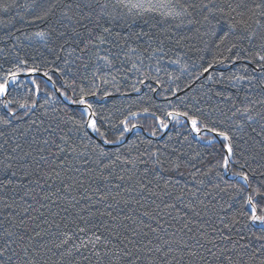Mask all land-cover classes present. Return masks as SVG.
<instances>
[{"label":"snow or ice","instance_id":"1","mask_svg":"<svg viewBox=\"0 0 264 264\" xmlns=\"http://www.w3.org/2000/svg\"><path fill=\"white\" fill-rule=\"evenodd\" d=\"M127 16L178 21L191 35L175 43L191 40L188 51L209 58L181 65L183 89L143 61L125 70L129 40L147 37L158 53L165 42L123 35ZM0 29L13 50L35 42L52 57L37 64L16 51L15 70L0 77V264H264V0H0ZM44 64L53 91L43 103L35 78L23 102L9 98L22 72ZM212 96L219 103L205 112L201 98ZM145 97L150 106L133 111ZM141 118L152 121L147 138Z\"/></svg>","mask_w":264,"mask_h":264},{"label":"trees","instance_id":"2","mask_svg":"<svg viewBox=\"0 0 264 264\" xmlns=\"http://www.w3.org/2000/svg\"><path fill=\"white\" fill-rule=\"evenodd\" d=\"M18 3L23 4L25 0H17ZM126 11V10H125ZM175 23H178V21H165L161 19L159 16H143V17H132L127 16L123 21L120 22L117 30L121 31L123 35H127L130 33H139V32H147L150 35L154 37H159L160 39H164V52L158 53L153 52V49L158 47V44L153 42L149 43L147 37H142L139 41L135 40H129L128 45L132 49H136L135 52H131L128 50L127 47L122 48L119 50V55L121 59L125 60V63L123 65L124 69L127 70L128 68L132 67L133 63H136L138 66H140V61H143L142 65V71H151L152 75L158 76L162 81L165 82L166 86L168 87H175L174 84H168L169 75L172 77H179V80L176 81V83H179L181 88L183 89L184 84L188 82L189 76L188 72L182 71L181 65L187 63L191 65L192 61H196L197 64L200 63L199 56L204 55L205 58H209L207 54L205 53H195L194 51L190 52L188 51L187 45L191 44L193 41L186 40L183 42L185 45L184 47L177 45L175 43V40L179 38L180 36H190L187 28H175L173 25ZM16 27H22L20 23L16 24ZM171 28V31H168V29ZM26 30L31 31L35 30V27L26 28ZM4 30L0 29V33H2ZM165 36L171 37V39H165ZM27 43V42H25ZM0 47H3L5 50L4 52H0V77H2L7 71L9 70H15L14 64L16 62L15 59V52L19 51L20 56L24 57L25 54H27L29 57L35 58V63L42 64L43 61L51 60V54H49L46 50H44L42 47H39L35 42L32 43L31 47H24V48H17L16 50H13L8 44L0 43ZM113 51H117L116 49H113ZM185 53H187V56H185ZM126 54V55H125ZM178 58H181V64H173L171 61H174ZM157 61H159V73L156 72L157 67ZM33 65V60L29 59V66ZM48 67V65L44 64L42 65L40 71L38 73L43 74L44 70ZM189 71H195V69H192L189 67ZM219 71H225L227 74V70L223 66H218L217 68V74ZM28 73L27 71L22 72L21 74ZM52 75L54 80H57L58 86H59V76L58 74L49 73ZM129 79L131 81H135L137 79L138 73L135 71L128 73ZM35 78L37 83L40 85L42 91L40 94V102L43 103L44 101V91L45 87L47 88L48 92H52L53 88L48 84L46 80H44L41 77L34 76L29 78H19L17 80V84L13 85L10 88V91L12 93L11 97L9 98H15L17 100H20L23 102V100L30 96L31 93L28 91L31 88H34V85H32L31 80ZM147 83V82H146ZM202 83V81H201ZM142 92H148L147 87L141 86ZM153 87H156V85L153 82ZM193 87H196L193 85ZM215 87V86H213ZM230 91H233V94L235 95V91L229 89ZM163 91V89H161ZM190 89H185L178 93V96H184L186 95ZM204 91H207V86L205 87ZM193 94H199V89H197L196 93ZM149 95L152 96V102L156 104H164L166 101L163 99L162 96L155 94V93H149ZM167 95V93H165ZM137 99V96L135 93H132L127 98H121L118 94L114 97L110 98L108 101L105 102L103 111L105 114H108L111 111V108L113 105L116 107L126 108V105L128 103H131L132 101H135ZM172 99L174 104L180 103L175 97H170ZM66 103V102H65ZM219 103V98L212 96L211 99H207L206 97L201 98L200 104L198 105L201 107L205 112L210 111L214 106H216ZM186 104H194L191 99H189L187 102H184L181 104L182 110L185 109ZM138 106H150V102L147 100V97H145V100L142 105L134 104L132 110H137ZM56 107H63V104L56 105ZM72 107V106H70ZM190 111H194V109H188ZM159 114V113H158ZM213 116H218L217 113H214ZM136 122V121H133ZM141 122L144 124V129L142 131L139 130V135L142 138H147L148 131L146 130L152 123L150 119L145 120L141 118ZM107 125H105V128ZM103 130V129H102ZM169 131H171L173 134H175V130L171 128ZM137 134L135 131L129 136V139H133L134 136ZM185 135H189L187 130H184ZM110 139L114 138L112 136L109 137ZM189 140L191 142L192 150L194 151H200L203 150L204 141H197L195 138V134L192 133L189 135ZM217 147H219L217 145Z\"/></svg>","mask_w":264,"mask_h":264},{"label":"water","instance_id":"3","mask_svg":"<svg viewBox=\"0 0 264 264\" xmlns=\"http://www.w3.org/2000/svg\"><path fill=\"white\" fill-rule=\"evenodd\" d=\"M34 76H38V77H41V78H43L44 80H46L47 81V77H44L43 76V74H41V73H35V74H30V73H24V74H20V76L18 77V79L19 78H22V77H24V78H29V77H34ZM17 79V80H18ZM48 84L52 87V85H51V83L50 82H48ZM13 86V85H12ZM11 86V87H12ZM10 87V88H11ZM67 103V102H66ZM72 107H75V106H72ZM136 130H134L133 131V133L135 132ZM140 131H142V129L140 130ZM132 133H130L129 134V136L131 135ZM195 134V133H194ZM129 136H128V138H129ZM148 136V135H147Z\"/></svg>","mask_w":264,"mask_h":264}]
</instances>
